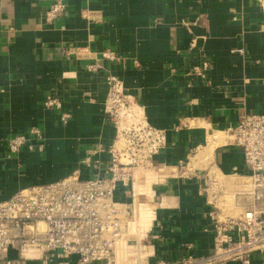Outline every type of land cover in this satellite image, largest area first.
Segmentation results:
<instances>
[{
    "label": "crops",
    "instance_id": "0c3cea01",
    "mask_svg": "<svg viewBox=\"0 0 264 264\" xmlns=\"http://www.w3.org/2000/svg\"><path fill=\"white\" fill-rule=\"evenodd\" d=\"M49 4L0 0V201L76 170L91 177L84 161L108 160L97 151L115 137L104 112L105 76L111 73L168 138L157 161L134 171V200L142 212L132 233L142 241L157 226L150 239L156 260L211 255L214 206L203 196L202 182L191 173L170 185L166 174L183 168L201 148L209 154L217 133L235 126L241 114H264L263 7L257 0H68L66 16L50 26L44 22ZM71 47H88L94 57L66 56ZM105 50L119 60H103ZM207 60V81L189 74ZM95 63L102 68L89 71ZM49 95L60 99L62 111L45 108ZM63 113L70 114L67 124ZM33 129L42 132L40 141ZM14 136L32 138L36 148L11 155ZM229 143L214 146L208 156L217 185L238 188L243 181L236 182V175H246L247 168L242 151ZM191 161L187 166L194 170ZM155 186L161 197L152 205ZM250 264H264V250Z\"/></svg>",
    "mask_w": 264,
    "mask_h": 264
},
{
    "label": "built area",
    "instance_id": "2783aa9c",
    "mask_svg": "<svg viewBox=\"0 0 264 264\" xmlns=\"http://www.w3.org/2000/svg\"><path fill=\"white\" fill-rule=\"evenodd\" d=\"M263 7L264 0H257ZM68 12V0H50L44 22L54 25ZM66 56L91 60L88 47H71ZM242 53V51H240ZM103 60H119L116 52L105 50ZM91 72L102 67L87 66ZM211 62L193 66L189 74L207 81ZM104 103L107 122L114 127V140L102 145L98 153L108 160L87 158L92 176L83 178L80 170L56 182L19 190L0 201V264H250L252 255L264 250V114L240 115L238 123L224 131L230 145L242 151L250 181L251 202L238 217L222 216L216 207L212 220L213 253L198 258L193 253L178 262L156 260L151 250V232L142 241L131 234L135 221L136 195L134 171L151 162L167 144V132L152 124L144 108L130 95L124 82L109 73ZM49 110L62 111L60 99L49 95L44 101ZM70 114H62L67 124ZM40 141L42 132L31 131ZM36 146L32 138L14 136L8 141L11 155ZM149 203V202H148ZM188 251L192 245L186 246ZM143 255V257H141Z\"/></svg>",
    "mask_w": 264,
    "mask_h": 264
},
{
    "label": "rangeland",
    "instance_id": "374dc122",
    "mask_svg": "<svg viewBox=\"0 0 264 264\" xmlns=\"http://www.w3.org/2000/svg\"><path fill=\"white\" fill-rule=\"evenodd\" d=\"M217 134H221L219 137L223 138V145H226L230 139L229 136L227 134H225L224 132H220ZM205 151V152H204ZM198 154V155H197ZM203 156V158H199L197 157L198 161L194 162L195 156ZM209 154L207 153V150H203L201 148V150L199 149V151H196L193 155H192V165L196 166V169L194 170H190L188 168V164L191 160L187 162V164H185L183 166V168H175L172 167L171 165H168V168H171L170 170H168V174H166V179L168 181H170V185H173L174 182H177L178 179L180 178L181 175L185 174V175H189V174H194L196 173L195 176V182H202L201 183V187L200 190L203 192V196L208 199L211 202V204L216 207V210H218L220 213H222V216H233V217H238L241 214H243L247 208V205L249 204V202H251V197L249 195L250 192V181L246 178L245 174H235L236 176H238L236 178V182L237 181H243L242 183L239 184L238 188H231V187H223L222 184L217 185L218 179H217V172L215 170V168L211 169V163H212V159L210 160V157L208 156ZM206 159H208V161H204ZM158 157H155L152 161H157ZM202 160V163H200V165L198 166L199 162ZM198 166V167H197ZM222 177V176H221ZM241 177V178H240ZM245 177V178H243ZM225 179V178H222ZM220 179V180H222ZM239 179V180H238ZM243 185V187H242ZM152 188V185H151ZM245 189V191H241V189ZM240 190V191H238ZM244 193V194H242ZM247 193V194H245ZM161 197V189L158 186H155V188H153V194L152 197L148 198V201L153 205V202H159ZM154 208H157L155 206H153ZM140 211H142V209H140ZM158 215V214H157ZM158 216L156 217L157 220ZM155 220V225H157ZM138 223V222H137ZM157 227V226H156ZM152 229L150 232H153L155 230V228ZM146 235V234H145ZM150 241V239H149ZM5 254V253H3Z\"/></svg>",
    "mask_w": 264,
    "mask_h": 264
},
{
    "label": "bare ground",
    "instance_id": "6f19581e",
    "mask_svg": "<svg viewBox=\"0 0 264 264\" xmlns=\"http://www.w3.org/2000/svg\"><path fill=\"white\" fill-rule=\"evenodd\" d=\"M220 135H221V134H219L218 136H216V137L214 138L213 143L210 145V149H208V151L210 150V151H209V154L211 153V151H213L214 146L223 143V138L219 137ZM204 152H205V151H204ZM197 157H199V156H196V159H194V162L200 160V159H198ZM200 157L203 158V156H201V155H200ZM200 157H199V158H200ZM208 159H209V158H208ZM151 162H152V161H151ZM151 162L147 163V165H145L144 167H147ZM136 169H137V168H136ZM242 187H243V185H242ZM238 191H240V190H238ZM241 191H245V189L242 188ZM250 193H251V187H250V192H249V194H250ZM242 194H244V193H242ZM245 194H247V193H245ZM134 202H135V200H134ZM135 207H136V209H135V221H134L132 224H136V223L138 222V218H139V216H140V212H142V211H140L139 206L136 204V202H135ZM130 231H131V229H130ZM131 234H133L132 231H131Z\"/></svg>",
    "mask_w": 264,
    "mask_h": 264
}]
</instances>
